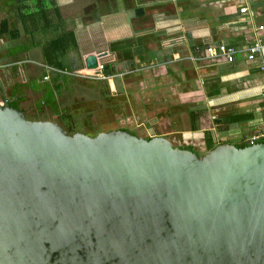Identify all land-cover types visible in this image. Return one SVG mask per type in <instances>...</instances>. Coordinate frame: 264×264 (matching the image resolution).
Segmentation results:
<instances>
[{
  "label": "water",
  "instance_id": "95a60500",
  "mask_svg": "<svg viewBox=\"0 0 264 264\" xmlns=\"http://www.w3.org/2000/svg\"><path fill=\"white\" fill-rule=\"evenodd\" d=\"M0 264H264V140L200 155L0 103Z\"/></svg>",
  "mask_w": 264,
  "mask_h": 264
},
{
  "label": "crops",
  "instance_id": "0c3cea01",
  "mask_svg": "<svg viewBox=\"0 0 264 264\" xmlns=\"http://www.w3.org/2000/svg\"><path fill=\"white\" fill-rule=\"evenodd\" d=\"M9 1L11 18L1 21L9 19L10 29H14L19 19L24 28L22 31L17 27L21 36L26 32L35 40L33 35L41 33L46 38L39 48L40 63L48 68L65 71L50 66L44 56V46L50 40L67 31L74 33L78 46L64 57L67 66V56L86 45L84 34L88 45L84 60L75 64L76 69L86 67L89 54H104L99 60L111 67L112 74L105 82L112 90V107L121 112L122 121L132 118L137 128L146 127L147 135L166 136L175 145L192 147L203 154L210 150L206 133L215 146L224 142L239 145L251 142L253 136L263 137L264 70L261 61L247 58V48L264 40V30L259 29L264 25V0H117V5H113V0H100L95 3L102 6L103 12L93 17L78 16L72 26L62 11L78 0H55L51 15L50 8L39 15V28L33 26L30 12L21 9L16 0ZM30 1L26 7L36 8ZM244 7H248L247 12H241ZM21 10L26 15L22 16ZM53 33L58 34L53 37ZM5 35L13 38L10 31ZM220 43L238 50L233 62L225 55L209 52L210 47ZM36 46L28 44L22 48L29 54ZM20 52L9 47L1 58L4 66L11 65L3 69L0 64L10 86L15 81L10 79L11 69L18 66L10 56ZM43 74L51 77L49 70ZM13 89L17 90L16 86ZM29 90H25V96ZM2 94L0 86V103L11 104ZM192 111L200 115L196 131L191 128Z\"/></svg>",
  "mask_w": 264,
  "mask_h": 264
},
{
  "label": "rangeland",
  "instance_id": "374dc122",
  "mask_svg": "<svg viewBox=\"0 0 264 264\" xmlns=\"http://www.w3.org/2000/svg\"><path fill=\"white\" fill-rule=\"evenodd\" d=\"M97 1L100 0H78L77 3L72 4L74 6L65 7L62 13L68 25L76 24L75 18L78 16L86 14L85 17H93L103 12V8V11L101 10L102 6L96 5L95 2ZM116 2L117 0H113V5H117ZM9 3V0H0V21L5 17L11 18L13 9ZM92 3L95 4L89 6ZM21 4L25 5L26 1ZM47 5L49 8L52 7L51 0H49ZM92 9L93 11L91 12ZM26 10L28 11V9ZM21 25L22 23L18 19L14 27H21L23 31L24 28ZM64 26L66 25L64 24ZM57 34L53 33V37L57 36ZM33 37L36 39H31V35L23 32L19 39H13L8 35L0 38V64L3 69L11 67V65L8 67L4 66L6 63L1 61V58L5 55L4 51L9 49V47L16 51L21 50L20 53L10 56L13 62H18L16 64L18 65L17 67H12L10 78L12 81L15 80V85L12 84V86H16L17 90H12L10 82L8 83L7 80H4V75L0 70V86L4 92V95L2 94L3 98H7L11 103L15 102L18 106H21L27 118L31 120H51L62 125L69 122L64 120V115L70 114V120L79 128L77 131L91 136H96L102 131L108 132L128 127L132 128L134 133L151 137L149 132V135H147L145 126L144 129L137 128L136 120L131 118L127 122L122 121L121 112H117L115 107H112V101H114L110 100V98L113 99L112 90L109 83V88L106 85V80H93L74 74L80 69H76L77 66L75 64L84 60L83 54H85L86 46L88 45V40L84 34H82V39L86 41V45H82L79 52H73V55H68L66 58L69 72H58L42 65L40 63L41 49L39 44L46 38L41 33H36ZM28 44H37V46L29 54H26L22 47L23 45L26 47ZM47 70L50 71L51 77L46 78L45 74H43ZM27 88L30 90L28 91L29 93L26 91L27 96H25L24 92ZM117 90L118 94H121V88L117 87ZM108 92L109 95L107 96ZM24 100L26 101L20 103ZM132 114H135V112H132ZM146 123L149 124L151 121L146 120ZM198 153L200 155L203 154L200 151Z\"/></svg>",
  "mask_w": 264,
  "mask_h": 264
},
{
  "label": "trees",
  "instance_id": "16d2710c",
  "mask_svg": "<svg viewBox=\"0 0 264 264\" xmlns=\"http://www.w3.org/2000/svg\"><path fill=\"white\" fill-rule=\"evenodd\" d=\"M16 1L20 4L21 9H23V10H24V8L28 9V12H30L28 15L30 17H32V20L34 21L33 26L35 28H39V26H40V24H39L40 16L39 15L43 14L44 12L49 11V7L47 5L49 0H32L33 3H35L36 8H33V7L29 8V7H26V4L25 5L21 4L23 1H26V3H27V1H30V0H16ZM54 1L55 0H51V2H53L52 5L54 4ZM22 12H23L22 16L26 15L24 13V11H22ZM51 14H52V12H51V8H50V15ZM56 14L57 15L59 14V16L61 15L60 12H57ZM50 15L48 14L47 16L50 18L51 17ZM23 18L24 17H22V19ZM48 21L51 22V19H49ZM10 25H11V23H10L9 19H4L3 21L0 22V38L10 31L11 36L14 39H19L21 36L19 29L17 27L14 29H10ZM73 46L77 47L78 44L75 41L74 33H72L71 31L64 32L63 34L57 36L56 38H53L52 40H50L48 42L47 46H44V54H45L47 62L50 64V66H53L55 68L57 67L59 70H65L66 71L68 69V67L64 63V57L68 54L69 50ZM110 68H111L110 65H105L106 75L110 76L112 74L111 73L112 71L110 70ZM65 71H62V72H65ZM106 85H108V83H106ZM108 88H109V85H108ZM108 91H110V89H108ZM108 94H109V92H108ZM11 104L13 106L19 108L17 103L13 102ZM199 117H200V115L198 112H195V111L190 112L191 128L194 131L198 130ZM70 118H71L70 114H65L64 120H68L69 122L67 124L65 123L62 125L70 134H73V133L77 132V130L79 128L77 126H75V123H73L70 120ZM206 135H207V140H208V142H207L208 148L213 149L215 147V145L211 141V136L209 135V133H206ZM263 140H264V138H261L257 142H260ZM250 144H251V142H245V143L239 144L238 146L245 147V146L250 145ZM187 148L194 150L192 147L187 146Z\"/></svg>",
  "mask_w": 264,
  "mask_h": 264
},
{
  "label": "built area",
  "instance_id": "2783aa9c",
  "mask_svg": "<svg viewBox=\"0 0 264 264\" xmlns=\"http://www.w3.org/2000/svg\"><path fill=\"white\" fill-rule=\"evenodd\" d=\"M248 7H244L241 9V12H247ZM260 30H264V25L259 26ZM209 52L213 55H225L227 59L231 62L234 61L236 54L238 53V50L233 47L229 46L225 43H220L215 47H210ZM247 58L250 61H261L262 63V69L264 70V40H257L249 47L247 48ZM105 63L102 61H98V65L96 68H88L87 66L85 68L79 69L76 71L78 76L80 77H86L93 80H108L110 79L109 75H106L105 73ZM49 76H46L48 78ZM263 95H264V87H263ZM261 136H253L251 143L257 142L259 139L264 138V134Z\"/></svg>",
  "mask_w": 264,
  "mask_h": 264
}]
</instances>
